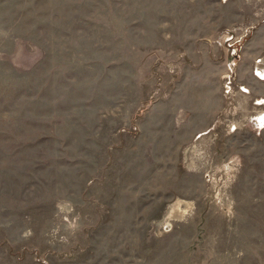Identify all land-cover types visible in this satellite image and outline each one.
<instances>
[{"label":"rangeland","instance_id":"rangeland-1","mask_svg":"<svg viewBox=\"0 0 264 264\" xmlns=\"http://www.w3.org/2000/svg\"><path fill=\"white\" fill-rule=\"evenodd\" d=\"M258 68L264 0H0V264H264Z\"/></svg>","mask_w":264,"mask_h":264},{"label":"built area","instance_id":"built-area-1","mask_svg":"<svg viewBox=\"0 0 264 264\" xmlns=\"http://www.w3.org/2000/svg\"><path fill=\"white\" fill-rule=\"evenodd\" d=\"M228 41H229V40H226L225 42H228ZM228 48H232V46L229 44V45H228ZM258 62H261V61H258ZM257 64H258V63H257ZM258 69H259V71H263V70H264V68H262V69H261V68H258ZM255 72H256V70L254 71L255 76L259 77V75H257ZM241 88H242V87H241ZM241 88H240V89H241ZM257 102H258V101L256 100L255 103H257ZM259 115H260V116H262V115L264 116V110H262L261 113L258 114L257 116H259ZM257 116H256V117H257ZM256 117H253V119H252L253 122H255V127L258 128V129H261V130L264 129V122H263V125L259 124L258 122L255 121Z\"/></svg>","mask_w":264,"mask_h":264}]
</instances>
